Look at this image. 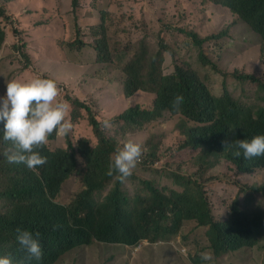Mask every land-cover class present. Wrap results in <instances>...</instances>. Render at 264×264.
Returning a JSON list of instances; mask_svg holds the SVG:
<instances>
[{
  "label": "trees",
  "instance_id": "obj_1",
  "mask_svg": "<svg viewBox=\"0 0 264 264\" xmlns=\"http://www.w3.org/2000/svg\"><path fill=\"white\" fill-rule=\"evenodd\" d=\"M203 1L222 4L234 18L243 20L257 31L263 37L264 57V0ZM77 3L78 0H74V5ZM109 16L108 12H102V20L97 25L100 34L104 35L96 46L100 49V60L108 59L109 50H112L105 36L111 26ZM4 17L6 9L0 4V45L6 36L1 22ZM180 31L187 33L192 42L201 47L199 57L203 64L217 69L204 53L203 45L207 41L225 37L228 30L204 38L195 31ZM165 50L176 54L162 40L155 56L147 57L144 50L125 68V94L131 96L145 88L156 91L154 108L142 109L137 106L110 121L134 127L143 119H156L168 110L172 115L181 117L180 127L186 136L181 147L189 149L192 156L203 160L209 168L216 166L222 154L241 171L264 167V155L246 160L242 151L241 156L236 157L233 155L234 148L224 149L226 140L233 143L243 139L250 141L256 135H264V105L253 111L240 105L228 91L221 97L216 96L210 91L206 80L189 64L176 61L175 72L166 74L163 68ZM246 78L258 83L256 75L248 74ZM259 83L264 88V82ZM177 95L184 97L179 110L172 107ZM82 106L90 112L89 124L99 139L98 145L93 147L90 140L82 139L78 151L70 144L73 154L43 146L39 151L47 157V162L35 169H29L24 163L8 162L5 153L12 149V144L3 139L4 127L0 130V169L4 174L0 175V198L4 203L0 211V257H11L13 264H53L65 252L90 244L95 239L133 245L141 239L156 241L169 238L179 234L187 220L209 226L208 236L216 254L253 248L264 240V208H253L250 204V199H255V192L263 189L260 187H243L247 198L233 201L231 213L224 222L214 219L202 182L186 175H176V182L184 187L181 191L173 189L167 193L157 188L151 180L141 179L149 192L131 199L123 193L121 182L117 179L108 197L97 206L92 204L88 193L77 200L74 198L69 205L56 203L53 200L56 195L48 196L46 188L51 192L59 186L74 166L77 153L90 161L92 172L88 181L94 187L98 180L107 176L104 162L109 167L115 150V143L106 136L102 123L88 106ZM152 157H157L156 148L152 150ZM17 228L33 234L40 233L43 252L40 261L27 259V253L16 239Z\"/></svg>",
  "mask_w": 264,
  "mask_h": 264
},
{
  "label": "clouds",
  "instance_id": "obj_2",
  "mask_svg": "<svg viewBox=\"0 0 264 264\" xmlns=\"http://www.w3.org/2000/svg\"><path fill=\"white\" fill-rule=\"evenodd\" d=\"M56 1L59 2V0H50L49 2L43 0H22L21 5V9L27 20H31L34 16H37L40 24H50L51 22L50 26L52 28L53 40L55 37L56 43L61 49L62 53L59 57L63 62L62 69L56 68L55 74L53 75L50 72L41 69L37 59L30 54V35L24 30V27L21 25L17 16V12L13 8L12 3L14 0H7L5 4H3L0 0V4L6 9V17L1 18L2 27L6 31V36L0 47L4 46L7 42L15 43L16 41L23 40V42L26 43V47H23L26 48L25 53L28 57V63H26L25 68L29 69L32 67L34 70L36 69V75H33L29 78L13 77L12 80L6 82V94H4L2 90L0 92V130L4 127L3 139L5 141L11 142L12 144V149L5 153L6 158L9 163H24L29 169H35L37 166L46 164L47 157L42 156L39 149L46 145L49 148L54 149L49 145V141L56 136L61 138L66 137L72 131L78 134H90L80 137L76 144H74L72 140H69L68 147H59L54 149H63L64 152L71 154H73L74 151L70 149V144H72L76 148V151H78L80 141L82 139H88L90 142L91 140L92 142H96L97 140V144L93 145V147L98 145L99 139L96 137L92 126L89 124L90 112L82 105H86L90 108L91 113H93L97 120L102 123V127L105 130L112 129L114 127L110 120L118 118L119 115L124 114L128 109H132L137 106L141 107L142 109L154 108L155 101L157 99L156 91L145 88L144 90L135 92L131 96H127L125 94V82L127 79L125 68L128 62H130L137 55L141 54L144 50L147 57L151 58L155 56L156 51H151L150 46L147 43L150 37L147 36L160 34V28L157 31H155V28L159 27L163 20L167 21L168 19H172L174 21L179 19V16L182 17L176 24L180 28L175 34H180V36L184 37L185 42H182V44L187 49L185 53L181 52V48L178 47V45L173 46L171 42L166 40L165 37L168 35L166 31L161 35L165 43L168 44L176 53L174 54V52L171 50H165L164 57H168L172 54L174 58L177 56V58L187 61H189V50L198 48L200 46H194L195 44L193 42L192 43L194 45L191 44L187 40V37H185V34L187 36L188 34L181 32L180 29H184L186 31H195L204 38L214 33L220 32L224 30L225 27H227L228 34L225 37L217 40H210L204 43V45H209V51L206 54L210 57L209 59H211L216 64L217 69L210 64H203L202 60L200 59L202 68L206 71L205 73L210 75V77L208 76V79L206 80L209 88L210 83L212 82V77L214 78L215 82V80L219 81L223 75L226 77L228 76L224 85H221V88L215 90L214 84L213 88H210V91L218 97L223 96L226 91H228L232 98L241 105L239 102L241 99H239L233 92L230 78L233 77L236 85L239 86L240 90H243L246 89L244 85L249 83L248 80H250L246 78V75H255V73H257H250L246 70L242 71L238 68L232 72L229 71L227 63H229L243 49V44L238 43V39L232 34L234 27L239 25L243 26L246 31L253 34V43H255L258 47V59L264 63L262 58L263 37L243 20L234 18L227 7L212 1L205 3L203 0H177L178 4L172 5L170 0H94L96 4H88L87 0H78V3L74 5V0H70L69 7L73 6L76 17L73 13H71L72 19L68 21L64 20L63 12H66L69 7L66 11H62L59 3H56ZM189 1L193 5V10L188 13V8L185 7V3L188 4ZM123 2H126L127 4L131 2L130 7L145 16L146 22L139 20L135 10H132V12L127 14H134V19L131 20L129 16H126V22L117 20L115 24H111L109 27V32L105 33V36L109 41L111 35H114V37L119 35V39L115 40L119 46H123L124 43L131 41L132 43H137L139 39H141L143 42L140 44L138 51L134 55L126 54L124 49H121L119 54L109 50V58L106 60H100V49L96 46L99 44V40L104 37V35L100 34L97 28V25L102 20V12H108V14L112 17L114 13H119L115 9V5L122 4ZM34 5L37 6L35 9H33ZM156 6L159 9H156ZM147 7L149 8L148 11H146ZM209 9L212 12L211 14H208ZM84 10H86V12H84ZM180 12L182 14H180ZM224 12L226 13V16L231 17V20L225 21L222 29L213 30L212 28L216 20L215 15L220 13V19L221 21H224ZM9 16L13 21H15V28H13V32L10 31V28L6 27L4 23V21L9 18ZM196 19H198L197 22ZM191 22H193V24H191ZM144 23H146L145 26H143ZM194 23H199V25H194ZM137 25L141 27H137ZM167 26H169V24H167ZM187 26L194 30L186 29ZM200 29H210L212 31H209L208 34L202 35L200 34ZM68 30L76 31V36L69 43V48L64 45L65 41L71 40L68 39ZM79 41L81 44H79ZM46 46L47 43L44 44L43 48L47 52ZM69 49L76 50V55L73 57L67 56V51ZM125 56L127 59L123 68L122 66L124 63L122 60L125 58ZM71 65H74V67H69ZM164 72L166 74H170L174 73L175 70L172 72H166L164 68ZM222 82H224V79ZM58 83L65 84V87L62 88L65 91L63 99L61 98V90ZM139 96H143V98L146 100L151 99V103L146 104L139 101H135L134 104L127 103V100H136ZM120 100H124L127 103V108L118 109L116 111L111 109L110 113H108V108ZM183 101L184 97L182 95H177L172 101V107L176 110H179ZM108 103H110V106L106 108L105 105ZM263 105L264 103L261 106ZM246 108L256 111L251 107ZM86 113H88V127H83V122L85 120L84 116H86ZM166 114L172 115V112L165 110L162 115L156 119H143V122L137 125L138 129L140 130V127L144 124V122H156L161 120ZM79 121L82 122V127H77V125L73 126V122L77 124ZM123 133L124 132L122 131V134ZM105 134L111 141L115 143V150L112 153L109 167L105 162L103 166L107 170V176L98 180L97 185L91 187L88 178L92 172V165L89 160L84 159L81 153H77V158L74 157V166L69 170L66 177L60 182L59 186L51 192L46 188V194L48 196L56 195L53 198L56 203L62 204L57 202L56 198L62 192L64 184L67 182V180L76 172H78V174L81 176L84 187L72 197L70 203L74 198L77 200L81 195L88 193V197L92 204L97 206L99 203L105 201V199L108 197L114 188L117 179L121 182V189L123 193L131 199L134 198L127 193V191L124 189V185L126 180L138 177L134 174V171L144 161V146L140 141L133 139L128 133H126V137L121 136L122 142L119 143L115 137L109 136L107 132ZM225 148H234L235 150L233 151V155L236 157H240L242 151L243 158L246 160L256 156H261L264 155V135H256L250 141L243 139L236 140L233 143V141L228 142L226 140L224 141V149ZM222 157L226 159V156L223 154ZM152 158L154 160L157 159V157ZM159 162L160 161H157L156 163ZM260 168L264 167H257L254 169ZM238 170L240 172H250L241 171L240 168ZM114 173H116L115 176ZM141 182L148 188V186L142 180ZM110 183H113V186L109 193L106 195L104 200H98L96 198V192L103 191ZM246 187L249 189L260 187L263 189L259 190L258 192H264V185L259 186L255 184L253 186L248 185ZM208 201L211 206L214 219L216 221H226L229 217V214L231 213V210L225 219L217 220L214 215L213 207L209 197ZM207 227L209 230V226ZM16 231V239L21 249L27 253V259H35L36 261H40L43 256L42 247L39 240L40 233L36 232L33 234L28 230H21L20 228H17ZM166 239L168 238H160L156 241L141 239L139 242L133 245L121 242H101L123 244L130 247H136L140 245L139 248H141L144 244L156 243L160 240ZM96 240L98 239H95L92 243H94ZM81 246H77L73 249ZM139 248H137V250ZM211 249L213 253H215L212 247ZM71 250L62 254L53 264L61 260V258ZM228 252L232 251L229 250L220 254H215L220 256ZM213 259V254L209 251L201 252L200 256L195 257L194 261L196 263H201L202 261L210 262L213 261ZM0 264H13V262L11 257L5 256L0 257Z\"/></svg>",
  "mask_w": 264,
  "mask_h": 264
},
{
  "label": "rangeland",
  "instance_id": "obj_3",
  "mask_svg": "<svg viewBox=\"0 0 264 264\" xmlns=\"http://www.w3.org/2000/svg\"><path fill=\"white\" fill-rule=\"evenodd\" d=\"M6 1L7 0H1L3 4H5ZM43 1L49 2L50 0ZM170 2L172 5L178 4L177 0H170ZM56 3H59L62 11H66L70 5V0H59V2L56 1ZM87 3L96 4L94 0H87ZM12 5L17 12L21 25L24 27L26 33L30 35V54L37 59L41 69L54 75L56 68L62 69L63 62L59 57L62 53L56 43L55 37L53 40L52 28L50 26L51 22L50 24H40L37 16H34L31 20H27L21 9L22 0H14ZM130 6L131 2L128 4L126 2L116 4L115 9L119 13H114L112 17L109 16V26L115 24L117 20L126 22V16H129L131 20L134 19V14H127L132 12V10H135ZM36 7L37 6L34 5L33 9ZM185 7L188 8V13L193 10V5L190 1L188 4L185 3ZM148 10L149 8L147 7L146 11ZM84 12H86V10H84ZM71 13L76 17L73 6H70L66 12H63L65 21L72 19ZM135 13L139 20L146 22L145 16L138 13L136 10ZM211 13L212 12L209 9L208 14ZM180 14L182 13L180 12ZM180 18L182 17L179 16V19L174 21L172 19H168L167 21L163 20L161 25L155 28V31L160 28V34L147 36L150 37L147 43L149 44L151 51L159 49L160 41L163 40L161 34L165 31L168 33L167 37H165L168 42H171L173 46L178 45V47L181 48L182 53L187 51L182 44V42H185L184 37L180 36V34H175L180 28L176 25ZM215 19L212 29L219 30L222 29L225 21L231 20V17L226 16V13L224 12V21H221L220 13L215 15ZM197 20L198 19H196V22ZM4 23L5 26L9 27L10 31L13 32L15 21H13L10 16L4 21ZM167 24H169V26H167ZM191 24H193V22H191ZM145 25L146 23L143 24V26ZM194 25H199V23H194ZM137 27L141 26L137 25ZM186 29L194 30L189 26H187ZM224 29H227V27ZM209 31L212 30L200 29V34L205 35L208 34ZM232 34L238 39V43L243 44V49L229 63H227L229 71L232 72L238 68L250 73L257 72L255 75L258 76V83L248 80L249 83L244 85L246 89L240 90L239 86L236 85L234 78L231 77V86L234 94L241 99L239 102L242 106L251 107L254 110H257L259 106L264 103V88L259 83L264 82V63L258 59V47L253 43V34L246 31L245 28L240 25L233 28ZM75 36V30H68V39L71 40L65 41L64 45L69 48V43L75 38ZM185 37H187V40L193 44L189 36L185 34ZM117 39H119V35L116 37L111 35L110 40L108 41V43L110 42L112 51L117 54L120 53L121 49H124L126 54L134 55L138 51L140 44L143 42L139 39L137 43H132L131 41L124 43L123 46H119L118 43L115 42ZM45 43H47V52L43 48ZM23 46L26 47V43L22 40L16 41L15 43L7 42L4 46L0 47V92L2 90L4 94H6V82L12 80L13 77L29 78L36 75V69L34 70L32 67L29 69L25 68L26 63H28V57L25 53L26 48ZM198 48L189 50V61L177 58V56L174 58L172 54L165 57V71H174L175 62L177 61L180 64L191 65L205 80H207L210 75L206 74V71L202 68V63L199 57L201 47ZM203 49L206 54L209 51V45L205 44ZM75 55L76 50L69 49L67 51V56L73 57ZM262 58L264 61L263 55ZM126 59L125 56L122 60L124 63L122 66L123 68L126 64ZM69 67L73 68L74 65ZM227 77L223 75L219 81L215 80V82L212 77L210 88H213V84L215 90L221 88V85H224ZM223 79L224 82H222ZM58 85L61 90V98L63 99L65 91L62 88L65 87V84L58 83ZM135 101L146 104L151 103V99L146 100L143 96H139L136 100H127V103L134 104ZM127 103L124 100H120L111 106L110 103L105 106L106 108L110 106L108 108V113H110L111 109L116 111L118 109L127 108ZM84 118L83 127H88V113H86ZM111 123L114 127L112 129H106V132L109 136L115 137L118 143L122 142L121 136L126 137V133H128L133 139L140 141L145 149L144 161L134 171V174L138 177L125 181L124 189L131 197H135L138 194H147L148 188L141 182V178L151 180L157 188L170 193L173 189L183 190L184 188L176 182V175L192 176L204 185L216 219L223 220L230 213L233 201L237 198H239L240 201H244V199L247 198V192L243 191V187L248 185L253 186L255 184L259 186L264 185V168L254 169L250 172H240L233 163L223 157L218 159L216 166L209 168L203 163V160H197V156H192L189 149L182 148L181 146L185 141L186 136L182 134V127H180L181 117L179 116L166 114L161 120L156 122H144L140 127V130L138 129V126L129 127L121 122ZM76 125L77 127H82V122L79 121L77 124L73 122V126ZM122 131L124 132L123 134ZM84 135L90 134H78L72 131L66 137L61 138L56 136L49 141V145L54 149L68 147L69 140H72L73 143L76 144L78 139ZM91 143L92 145H96L97 140L96 142H92L91 140ZM154 148L157 150L156 160L151 157ZM157 161L160 162L156 163ZM0 175H4L1 169ZM112 186L113 183H110L103 191L96 192V198L100 201L104 200ZM83 187L84 184L82 178L78 172H76L64 184L63 190L56 198V201L62 204H69L72 197L81 191ZM254 197V201L250 199L251 206L253 208L258 206L264 207V192L256 191ZM3 207L4 203L0 198V211L3 210ZM207 232V226H200L195 220H187L179 234L166 240L144 244L141 248H139L140 245L130 247L123 244L105 243L96 240L90 245L72 249L55 264H264V240L253 248L228 252L217 256L213 253L210 247L211 243ZM137 248L139 249L137 250ZM209 251L213 254V261H202L201 263H196L194 261L196 256H200L201 252Z\"/></svg>",
  "mask_w": 264,
  "mask_h": 264
},
{
  "label": "crops",
  "instance_id": "obj_4",
  "mask_svg": "<svg viewBox=\"0 0 264 264\" xmlns=\"http://www.w3.org/2000/svg\"><path fill=\"white\" fill-rule=\"evenodd\" d=\"M156 9H159V8L156 6Z\"/></svg>",
  "mask_w": 264,
  "mask_h": 264
}]
</instances>
